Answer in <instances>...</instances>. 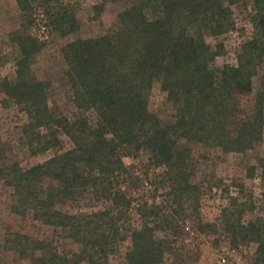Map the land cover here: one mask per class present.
Here are the masks:
<instances>
[{
	"label": "trees",
	"instance_id": "16d2710c",
	"mask_svg": "<svg viewBox=\"0 0 264 264\" xmlns=\"http://www.w3.org/2000/svg\"><path fill=\"white\" fill-rule=\"evenodd\" d=\"M129 1L115 31L79 38L61 48L64 76L80 112L69 119L51 111L49 83L30 82L27 73L43 49L32 33L36 25L43 21L49 33L65 37L79 30L75 12L62 0H15L20 28L12 39L20 58L15 78L1 83L3 93L27 115L22 134L32 155L61 149L62 136L72 147L27 169L8 164L1 168L0 179L13 190L15 215H31L59 228L79 246L78 252L60 254L25 234L8 238L5 247L31 264H107L127 239L131 246L126 264H163L169 241L167 234L159 237L158 232L170 229L173 222L163 219L157 206L138 208L140 226L122 234L121 223L131 215L132 203L118 189L126 173L123 158L147 153L149 162L164 168L160 183L175 185L182 198L194 193L190 167L195 148L244 154L264 140V85L246 110L239 104L252 93L259 73L264 83V0H251L252 35L240 45L236 64L221 69L213 62L223 45L212 47L206 38L233 29L232 6L240 0ZM155 82L173 108L172 120L162 121L149 112ZM89 111L95 114L93 124L84 116ZM258 163L264 183V156ZM256 169H249L250 178ZM238 187L239 196L229 198L219 222L232 245L252 246L254 264H264V194L261 214L246 221V213L256 208L240 200L243 185ZM83 189H91L110 207L91 213L63 211L61 207ZM199 225L201 233L217 229L214 223Z\"/></svg>",
	"mask_w": 264,
	"mask_h": 264
},
{
	"label": "rangeland",
	"instance_id": "374dc122",
	"mask_svg": "<svg viewBox=\"0 0 264 264\" xmlns=\"http://www.w3.org/2000/svg\"><path fill=\"white\" fill-rule=\"evenodd\" d=\"M75 12L79 30L65 37L49 33L42 23L36 25L32 33L41 42L43 49L30 64L27 79L30 82H48V103L56 116L73 119L80 112L72 102V92L64 76L61 48L76 39L100 37L115 31L118 15L130 5L129 0H62ZM252 1L240 0L232 6L233 29L216 37L206 38V42L215 47L223 45V53L214 59L213 67L221 69L224 65H235L240 45L252 35L250 18ZM41 19V18H40ZM20 25L19 11L15 0H0V170L11 163H18L23 169L51 158L56 153L71 149L69 139L62 136L61 149L49 150L43 154L32 155L22 134V127L28 118L22 108L8 99L2 90L4 79L13 80L16 76L20 53L12 39ZM264 66V64H263ZM262 74L253 79V91L240 98V110L251 105L254 94L261 89ZM149 112L160 120H172L173 108L167 101L160 84L155 82L148 98ZM244 113V112H243ZM243 115V114H242ZM91 124L95 122L93 111L84 113ZM192 161L190 183L195 187L189 197H179V191L172 183H160L164 168L157 167L148 160L145 152L133 153L123 158L126 173L119 179L118 189L131 200V215L126 218L123 231L138 228L140 217L138 208L147 204L158 207L163 219L173 222L170 229L158 232L162 237L167 234L170 250L163 264H254L255 255L252 246L232 245L220 224L221 210L229 204V198L239 196V185H243L240 200L247 202L248 211L244 220H252L261 214L264 183L260 180L258 160L264 156V140L244 154H222L212 149L195 148ZM256 167L255 175L249 177V169ZM46 187H42L43 189ZM14 202L13 190L0 179V264H31L5 247V241L16 233L25 234L34 240L44 241L60 254L78 252L79 246L66 232L32 219L31 215L19 216L11 211ZM110 207L105 199H97L91 189L79 190L76 197L61 209L70 214L91 213ZM123 208V207H122ZM120 209V207H119ZM122 212V210H120ZM201 223H214L217 229L201 233ZM131 246L130 240L119 244L115 253L109 256L107 264H126V252Z\"/></svg>",
	"mask_w": 264,
	"mask_h": 264
}]
</instances>
